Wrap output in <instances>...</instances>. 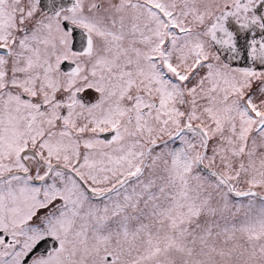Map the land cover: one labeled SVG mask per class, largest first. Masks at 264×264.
Wrapping results in <instances>:
<instances>
[{
    "label": "snow or ice",
    "instance_id": "obj_1",
    "mask_svg": "<svg viewBox=\"0 0 264 264\" xmlns=\"http://www.w3.org/2000/svg\"><path fill=\"white\" fill-rule=\"evenodd\" d=\"M0 264H264V0H0Z\"/></svg>",
    "mask_w": 264,
    "mask_h": 264
}]
</instances>
